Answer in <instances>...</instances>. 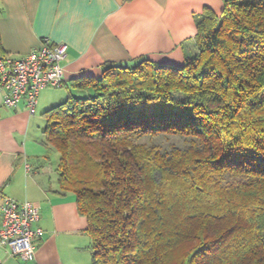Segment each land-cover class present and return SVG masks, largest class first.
<instances>
[{
	"label": "trees",
	"instance_id": "16d2710c",
	"mask_svg": "<svg viewBox=\"0 0 264 264\" xmlns=\"http://www.w3.org/2000/svg\"><path fill=\"white\" fill-rule=\"evenodd\" d=\"M196 28L182 66L108 65L45 113L91 264H264V0Z\"/></svg>",
	"mask_w": 264,
	"mask_h": 264
},
{
	"label": "crops",
	"instance_id": "0c3cea01",
	"mask_svg": "<svg viewBox=\"0 0 264 264\" xmlns=\"http://www.w3.org/2000/svg\"><path fill=\"white\" fill-rule=\"evenodd\" d=\"M207 8L219 16L223 0H0L4 57H25L44 38L67 47L63 90L40 91L34 115L23 103L3 107L0 89V197L37 207L34 227L41 230L31 259L0 247V264L92 263L86 219L74 196L59 190L57 164L48 157L53 150L36 138L45 113L69 95H81L74 81L98 79L108 65L148 60L182 66L196 52V22Z\"/></svg>",
	"mask_w": 264,
	"mask_h": 264
},
{
	"label": "built area",
	"instance_id": "2783aa9c",
	"mask_svg": "<svg viewBox=\"0 0 264 264\" xmlns=\"http://www.w3.org/2000/svg\"><path fill=\"white\" fill-rule=\"evenodd\" d=\"M66 45L54 44L48 38L40 47L20 59L0 56V89L3 90L2 106L8 109L25 105L34 115L38 95L45 88L60 89L64 85L61 62L66 55ZM26 172L30 168L25 165ZM0 247L12 256L29 260L34 255L33 241L41 230L34 227L39 220V209L28 202H18L0 197Z\"/></svg>",
	"mask_w": 264,
	"mask_h": 264
},
{
	"label": "rangeland",
	"instance_id": "374dc122",
	"mask_svg": "<svg viewBox=\"0 0 264 264\" xmlns=\"http://www.w3.org/2000/svg\"><path fill=\"white\" fill-rule=\"evenodd\" d=\"M53 89H55V88H53ZM58 90H63V89H58ZM89 94V93H88ZM45 126H46V124H45V121L40 125V128H39V130H38V132H37V135H36V138L37 139H45V135H44V133H43V131L45 130ZM47 152H48V150H47ZM48 157H49V162L53 165V164H57V161H58V153L57 152H55L54 150L53 151H50L49 153H48ZM176 254L178 253V251L177 252H175ZM177 256H179V253L177 254ZM174 257V259L176 258V255L175 254H173V256H172V258Z\"/></svg>",
	"mask_w": 264,
	"mask_h": 264
}]
</instances>
